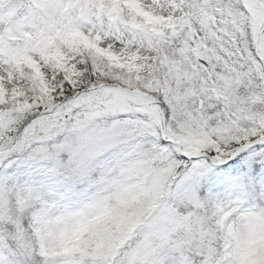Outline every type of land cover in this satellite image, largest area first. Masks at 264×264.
<instances>
[{"label": "snow or ice", "instance_id": "6c2138e0", "mask_svg": "<svg viewBox=\"0 0 264 264\" xmlns=\"http://www.w3.org/2000/svg\"><path fill=\"white\" fill-rule=\"evenodd\" d=\"M0 264H264V0H0Z\"/></svg>", "mask_w": 264, "mask_h": 264}]
</instances>
